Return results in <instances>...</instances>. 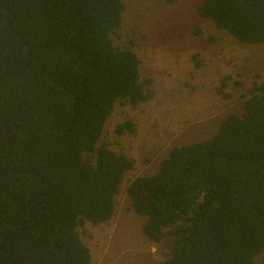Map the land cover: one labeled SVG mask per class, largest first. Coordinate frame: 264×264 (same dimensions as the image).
I'll return each instance as SVG.
<instances>
[{
	"label": "trees",
	"instance_id": "obj_1",
	"mask_svg": "<svg viewBox=\"0 0 264 264\" xmlns=\"http://www.w3.org/2000/svg\"><path fill=\"white\" fill-rule=\"evenodd\" d=\"M123 11V0H0V264H91L78 227L110 220L134 167L99 140L116 103L152 97L136 54L113 44ZM197 11L239 43L264 44V0H203ZM126 132L130 121L115 128ZM126 193L147 239H174L161 264H255L264 84L210 138L173 148Z\"/></svg>",
	"mask_w": 264,
	"mask_h": 264
},
{
	"label": "rangeland",
	"instance_id": "obj_2",
	"mask_svg": "<svg viewBox=\"0 0 264 264\" xmlns=\"http://www.w3.org/2000/svg\"><path fill=\"white\" fill-rule=\"evenodd\" d=\"M202 1L123 0L112 41L136 54L140 82L152 97L138 106L116 103L99 140L134 167L124 175L110 220L78 227L91 264H161L171 255L172 237L154 244L142 234L144 218L131 206L128 185L153 175L173 148L210 138L229 114L241 113L253 85L264 84V44H242L216 29L199 16ZM127 121L134 133L118 136L115 128ZM255 264H264V256Z\"/></svg>",
	"mask_w": 264,
	"mask_h": 264
}]
</instances>
